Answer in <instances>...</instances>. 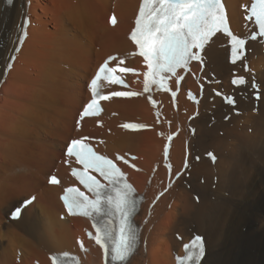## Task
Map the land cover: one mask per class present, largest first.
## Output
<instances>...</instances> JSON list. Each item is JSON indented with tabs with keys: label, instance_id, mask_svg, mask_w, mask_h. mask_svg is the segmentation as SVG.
Returning a JSON list of instances; mask_svg holds the SVG:
<instances>
[{
	"label": "bare ground",
	"instance_id": "1",
	"mask_svg": "<svg viewBox=\"0 0 264 264\" xmlns=\"http://www.w3.org/2000/svg\"><path fill=\"white\" fill-rule=\"evenodd\" d=\"M224 1L232 28L248 35L242 11L247 0ZM139 3L15 0L9 5L0 0V264H54L52 256L64 252L78 255L81 264H107L104 249L85 238L89 220L61 219L65 211L59 196L64 188L76 185L64 166L65 148L70 140L84 136L102 138L104 151L112 157L138 156L128 172L143 198L136 216L139 244L124 264H175L174 254H182L183 243L193 234L205 237L201 264H264V47L258 42H250L247 53L261 88L257 112L249 87L230 86L234 71L242 74V68L229 65L227 40L216 36L205 50L202 76L221 83L206 87L198 115L190 123L195 108L185 99V87L195 92L198 88L188 76L178 112L167 95L157 96L164 105L161 124L141 83L131 80L132 90L106 85L103 127L91 119L76 130L78 114L90 99L88 82L99 64L118 54L116 65L140 66L142 60L131 54L136 48L128 39ZM113 12L118 23L112 28ZM27 15L28 37L5 78ZM213 88L236 94L240 115H233V109L214 96ZM118 91L132 95H113ZM227 115L231 118L226 122ZM125 123L142 127L134 130ZM189 126L196 128L194 137ZM175 132L170 152L173 175L181 171L185 159L189 167L167 188L163 150ZM211 151L218 157L214 165L204 157ZM56 169L61 184L49 186ZM32 196L36 200L21 218L9 220L13 209ZM78 239L85 242L88 253H80Z\"/></svg>",
	"mask_w": 264,
	"mask_h": 264
},
{
	"label": "snow or ice",
	"instance_id": "2",
	"mask_svg": "<svg viewBox=\"0 0 264 264\" xmlns=\"http://www.w3.org/2000/svg\"><path fill=\"white\" fill-rule=\"evenodd\" d=\"M7 3L11 5L13 0H7ZM144 4L149 5V7L141 8L140 18L136 21L137 27L132 33L131 39L139 46L140 55L148 62V68L151 70L148 73L149 76L155 77L160 74L174 73L178 68H186L190 61L201 59L197 52L193 50L204 49L216 33H224L234 41L232 44L234 60L243 51L245 41L234 36L229 30L221 0H144ZM260 4L261 8L258 13L255 8L252 11L255 16V23L258 24L261 34L264 35V0H260ZM113 23H115V18H113ZM19 32L20 43H23L26 32L22 27ZM253 39H256V37L253 36ZM15 50L19 51V48ZM118 63H123V61H118ZM116 71V68L109 67L107 63L99 68L89 84L93 98L91 102L86 104L81 119L98 111V99L107 100L109 98L108 96H101L98 91V81L105 79L111 80L112 83H124L123 80L109 75ZM119 71L128 72L132 70L120 68ZM232 82L238 85L245 84L242 78ZM113 95L128 96L132 94L118 91ZM217 95H220V93H217ZM257 99H259V96H257ZM227 102L232 105L235 104L234 99H229ZM125 127L136 128L139 126L125 125ZM67 154L69 156L74 155L86 169H92L99 173L109 184L121 185V187L114 190L115 197L109 196L107 202L113 205L118 213L117 238L113 241L112 259L126 260L135 245L134 229L129 220L133 204L131 186L122 183L124 180L122 173L117 178L116 173L119 172V169L115 167L111 160L97 156L90 147L80 140L72 141L71 146L67 148ZM80 175L82 177L81 183L93 194L95 199H89L84 193H79V195H74L71 198L66 196L64 197L66 206L69 207L70 211L73 209H91V211L100 212L101 205L104 203L102 197L105 185L94 176H86L85 173ZM50 183L56 184L58 181L53 177ZM26 203H31V201ZM20 211L19 208L15 210L13 213L14 219L19 216ZM91 211L85 210L82 214L89 216ZM112 223L111 220L108 221L109 225H112ZM95 240L104 249L107 257L108 245L106 241L112 240V229L105 230L103 234H100V230H98ZM53 260L55 261L56 258L53 257Z\"/></svg>",
	"mask_w": 264,
	"mask_h": 264
},
{
	"label": "rangeland",
	"instance_id": "3",
	"mask_svg": "<svg viewBox=\"0 0 264 264\" xmlns=\"http://www.w3.org/2000/svg\"><path fill=\"white\" fill-rule=\"evenodd\" d=\"M83 36H85V34H84ZM68 70H71V69H68ZM255 112H256V110H255ZM250 132H251V130H250ZM58 165L61 166V165H60V161H58ZM56 170H57V169H56ZM54 171H55V170H54ZM196 200L198 201V199H196ZM5 230H6V231L8 230V226L5 227Z\"/></svg>",
	"mask_w": 264,
	"mask_h": 264
}]
</instances>
